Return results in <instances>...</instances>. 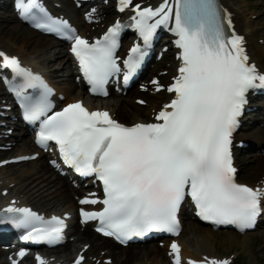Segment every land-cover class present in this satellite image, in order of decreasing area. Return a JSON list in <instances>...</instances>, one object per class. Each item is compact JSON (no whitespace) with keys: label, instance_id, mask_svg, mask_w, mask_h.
<instances>
[{"label":"snow or ice","instance_id":"snow-or-ice-1","mask_svg":"<svg viewBox=\"0 0 264 264\" xmlns=\"http://www.w3.org/2000/svg\"><path fill=\"white\" fill-rule=\"evenodd\" d=\"M118 7L132 8L130 22L117 20L90 42L68 21L51 16L38 0H16L21 17L37 29L72 41L71 52L93 93L107 95L108 78L122 71L115 53L123 28L135 29L143 40V45L133 44L123 60L125 82L140 67L157 29L163 26L172 32L179 67L166 86L172 98L155 113V122L129 126L106 110L90 111L79 100L49 114L52 89L16 56L0 50V66L20 77L16 91L24 120L39 123L36 143L47 148L54 141L65 164L81 175L94 174L103 185L102 200L89 196L80 200L82 205L98 201L103 205L95 211L81 208L82 222L98 221L97 232L121 243L153 230L177 234L178 210L190 196L201 219L235 225L241 231L253 228L262 212L264 188L237 182L231 144L246 94L264 89V73L249 62L243 37L227 33L225 21L230 28L231 20L221 16L216 0H162L157 7L118 0ZM152 83L157 90L165 87L156 80ZM29 87L39 88L40 95L22 96ZM3 221L27 229L25 240L52 245L64 239L65 221L59 216L45 219L31 208L10 203L0 209ZM170 250L173 264H182L176 241ZM26 252L21 248L16 255L24 257ZM35 260L48 264L39 253ZM84 260L78 255L74 264ZM187 264H228V260L206 256L189 258Z\"/></svg>","mask_w":264,"mask_h":264},{"label":"bare ground","instance_id":"bare-ground-1","mask_svg":"<svg viewBox=\"0 0 264 264\" xmlns=\"http://www.w3.org/2000/svg\"><path fill=\"white\" fill-rule=\"evenodd\" d=\"M63 3V8L66 12L71 14L75 20H77V10L72 6L70 0H61ZM139 1V0H138ZM154 2L156 0H150V2ZM222 3L229 8V10L233 13L236 27L243 32L246 35L247 40L252 46L257 47L260 49V52H264V46L262 44H259L258 38L263 37L264 38V9H260V18L262 19L259 22H255L251 20L248 17L247 10V2L246 0H222ZM264 3V0H263ZM107 8H105L106 11ZM107 11H109L107 9ZM15 17L12 14L6 13L5 16H3V22L0 23V46L5 48L11 53L19 54L24 61L34 64L37 68H43L47 69L48 72L54 73L53 70L50 69V61L52 58L58 57L60 53L63 51L60 50L57 53H50L51 48L54 46H57L56 44H60L59 42L53 40L51 37L43 35L33 29L26 28L23 25L19 23H15L13 26H9V24L6 21H14ZM259 30V32H258ZM264 43V42H263ZM42 46L40 50H37V47ZM262 56H264V53H261ZM176 62L171 60L167 64V70L168 75L162 76V77H169L174 74ZM63 67L67 68L69 70L70 65L63 64ZM60 88H62L64 91H69V86L73 87L75 86V83L71 81L63 82L62 85H59ZM71 95V94H70ZM79 95H71V99L78 97ZM165 97H168V95H165ZM116 101H121V98H116ZM115 101V102H116ZM101 105H108L111 106L112 110H115L116 103L110 102L109 99H104L100 102ZM126 105V102H122V106L124 107ZM154 106V104H151ZM151 106H149L150 108ZM146 110V114H148V110ZM133 119H138L139 117L137 114L132 113ZM17 134H19L17 132ZM241 137H246L243 132H240ZM29 145L18 147L17 153H24L28 152ZM251 161L247 157H244L243 155L238 156L236 159V163L238 165L239 171H238V179L240 182H245L248 180H254L259 181L264 179V177H261L260 172L262 170L259 168V166L250 165L246 166V164ZM35 162V163H34ZM36 167L35 171L31 175L34 177L32 178V181H36V184L32 187H30V183H27V186H29V191L37 190V195L31 194V196L35 198H43L44 201H47L51 203L58 204L64 206L65 204L68 205V207L73 208L74 207V201L71 198L70 193V186L62 179L58 178L56 181L48 179L45 177V174L41 173L37 175L42 169H47L48 167L44 164L43 160H37V161H28L21 163L22 165H28L32 164ZM46 182V183H44ZM51 195V197H50ZM29 199H32V197H29ZM51 199H54L51 201ZM187 234H183V251L185 255H192L196 256L197 258H200V255L202 253H207L205 250L209 248L210 241H212V238L214 234L205 228H201L200 226H197L195 224L187 223ZM184 232V229H183ZM182 232V233H183ZM82 235V234H80ZM227 240L232 241L233 237L230 235L229 237H226ZM152 247H155L154 245H147L143 248V252H137V250H128L129 254L126 259L119 262V264H132L133 258H135L140 253L145 254H151ZM156 250L161 253L160 249ZM62 252L64 255H69L71 252V247L68 244L62 249ZM131 252V253H130ZM3 254L2 251H0V256ZM208 254V253H207ZM154 263H157L155 259Z\"/></svg>","mask_w":264,"mask_h":264},{"label":"rangeland","instance_id":"rangeland-1","mask_svg":"<svg viewBox=\"0 0 264 264\" xmlns=\"http://www.w3.org/2000/svg\"><path fill=\"white\" fill-rule=\"evenodd\" d=\"M263 0H257L254 2V0H246L247 2V12L249 14H255L259 13L260 11V5L262 4ZM264 9V8H263ZM5 10H0V14H5ZM255 22H259L262 19L256 18L253 19ZM61 56L60 58H62ZM132 105V104H131ZM142 109V108H141ZM256 134L261 137V139L264 136V129L262 128H255L254 129ZM260 139V138H259ZM250 153L248 156L252 159L251 163H260L264 162V157L257 156L255 153ZM243 155V154H242ZM23 168H26L27 166H22ZM21 168V167H19ZM19 168H17L19 170ZM39 206H45L48 205L47 202H41L40 200ZM192 223L191 221H189ZM188 230L185 229L184 234H187ZM214 236L212 238L211 243L214 241V238H216V242L213 244L214 246H211L213 249L212 251L218 252V253H228L231 250H235L238 254H240L239 259L244 264H264V227L260 229L256 233H248L244 236L242 235H234L233 240L229 241L226 240V242L223 241V238L228 235L230 236V232H224V231H217L213 233Z\"/></svg>","mask_w":264,"mask_h":264}]
</instances>
